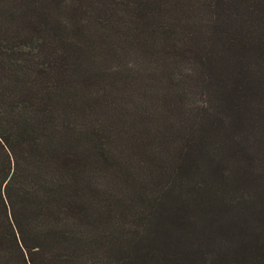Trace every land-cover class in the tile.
<instances>
[{
  "label": "trees",
  "instance_id": "16d2710c",
  "mask_svg": "<svg viewBox=\"0 0 264 264\" xmlns=\"http://www.w3.org/2000/svg\"><path fill=\"white\" fill-rule=\"evenodd\" d=\"M0 264H264V0H0Z\"/></svg>",
  "mask_w": 264,
  "mask_h": 264
}]
</instances>
